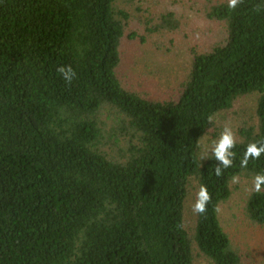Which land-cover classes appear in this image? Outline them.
<instances>
[{
	"label": "trees",
	"instance_id": "obj_1",
	"mask_svg": "<svg viewBox=\"0 0 264 264\" xmlns=\"http://www.w3.org/2000/svg\"><path fill=\"white\" fill-rule=\"evenodd\" d=\"M230 112L235 157L217 177L201 141ZM255 142L264 0H0V264H257L223 215L239 198L264 228V186L251 190L264 153L240 163Z\"/></svg>",
	"mask_w": 264,
	"mask_h": 264
},
{
	"label": "rangeland",
	"instance_id": "obj_2",
	"mask_svg": "<svg viewBox=\"0 0 264 264\" xmlns=\"http://www.w3.org/2000/svg\"><path fill=\"white\" fill-rule=\"evenodd\" d=\"M172 8L175 11L181 12V4H177ZM191 16L195 19L198 18V16H194L193 14H191ZM185 17L189 18V16H187V15ZM202 19H203V17H201V18H199L193 22H195V23L201 22L202 23ZM182 42H189V41L185 40ZM180 44H182V43H180ZM130 47H132V45ZM186 51L182 46H178L176 51H175L174 60L170 59L169 61L165 62L166 68L169 69L171 72L170 77H172V80L181 77L182 72L184 70H186V68H185ZM141 71L143 72L142 69H141ZM150 72H154L157 75L154 77V75ZM145 73H147L146 78L148 79V81L151 84L149 87L150 90L151 91H154L156 89L160 90L158 95L165 93V90L168 86L158 88L156 85L157 81H158L157 76L161 77L162 80L165 81L164 76L162 74H160V72H157V70L151 64L146 65ZM242 104H243L242 108L244 107L243 114L250 113V107L251 106L247 102H244ZM235 121H236V116L232 112H230L225 117L219 118L218 126H219L220 130L218 128L217 129L219 130L220 133L222 132V130L224 129L225 126L230 127L232 129ZM209 131H210L209 132L210 134L207 135L206 137H204L201 141V146L205 149L209 148L208 146L211 144V142L213 140L217 139L218 133L216 131H214L213 129H210ZM234 202L235 203L232 204V206L234 207L233 210H231L230 212H228L227 209H226V211H223V215L226 216V218L231 215L230 216L231 222H230V224H227V225H230V228H228V229H229V231L232 232V234L234 231H237L236 232L237 234L235 236L238 238V242L241 244V246L239 247L240 249L244 248V249L248 250L249 252H246V253H250V256L257 260V262H258L257 264H264V228L251 226V225L247 224L244 221L245 217H244V213H243V210L241 207L243 201H241V199L237 198L236 200L234 199ZM232 214H233V216H232ZM235 217H240L241 219H243L241 226L237 225V223L232 224V222L235 221ZM240 222H241V220H240Z\"/></svg>",
	"mask_w": 264,
	"mask_h": 264
},
{
	"label": "clouds",
	"instance_id": "obj_3",
	"mask_svg": "<svg viewBox=\"0 0 264 264\" xmlns=\"http://www.w3.org/2000/svg\"><path fill=\"white\" fill-rule=\"evenodd\" d=\"M240 0H228L229 8H235ZM57 72L61 75L63 80L71 84L75 78V72L71 66H60L57 68ZM211 119V118H210ZM236 138L235 134L230 127L225 126L217 139L213 140L208 146L215 160L219 162L218 167H215V175L221 176L223 169L229 168L233 164L235 153L232 149L235 147ZM264 153V142L249 143L246 146L244 155L240 161L241 167H247L249 159H258L261 154ZM239 177L233 176L232 183H238ZM264 186V173H260L254 176L252 181V191L259 193ZM211 201V195L205 185H200L196 192L195 201L192 204V211L195 214L203 215L207 211V205ZM218 210V209H217Z\"/></svg>",
	"mask_w": 264,
	"mask_h": 264
}]
</instances>
